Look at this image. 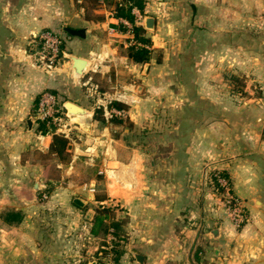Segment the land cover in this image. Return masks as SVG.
I'll list each match as a JSON object with an SVG mask.
<instances>
[{"label":"crops","instance_id":"obj_1","mask_svg":"<svg viewBox=\"0 0 264 264\" xmlns=\"http://www.w3.org/2000/svg\"><path fill=\"white\" fill-rule=\"evenodd\" d=\"M143 1L132 13L153 57L138 64L113 0L93 5V20L84 0H0V264H264V0ZM44 31L63 39L53 68L35 60ZM229 72L248 78L241 93L226 89ZM45 91L93 114L120 102L131 127H84L65 111L57 155V133H40L33 114ZM211 170L228 175L241 228L216 206ZM114 207L107 234H94L97 212Z\"/></svg>","mask_w":264,"mask_h":264},{"label":"built area","instance_id":"obj_2","mask_svg":"<svg viewBox=\"0 0 264 264\" xmlns=\"http://www.w3.org/2000/svg\"><path fill=\"white\" fill-rule=\"evenodd\" d=\"M38 42V48L35 51V60L37 64L42 68H53L58 66L63 55V39L52 32L44 31L38 35ZM84 86L88 97L95 98L96 96L99 100L100 93L97 86L92 83L91 78L85 81ZM124 113L123 110L104 107V116L107 120L114 117H121ZM34 115L37 120L47 121L48 124H53V132L57 134L65 135L73 125L65 117L63 99L58 94L50 91H45L40 94ZM217 181L224 189V195L219 201L221 203V208L225 211L232 224L236 228H241L248 221V214L245 208L242 206L241 201L232 195L229 183L226 179L219 177ZM208 184L211 186L210 189L212 194L219 197L213 190L214 187H212V185H214V181L211 177L208 179ZM104 264H114V262H111L110 259H105Z\"/></svg>","mask_w":264,"mask_h":264},{"label":"trees","instance_id":"obj_3","mask_svg":"<svg viewBox=\"0 0 264 264\" xmlns=\"http://www.w3.org/2000/svg\"><path fill=\"white\" fill-rule=\"evenodd\" d=\"M100 1L104 0H84V8H85V18L87 20H93L94 17L90 16V9L93 8V5L95 6L96 3H99ZM145 3L143 0H113V8H114V15L117 18H123L132 23V27L130 29L125 28L124 26H120V30L123 32L128 31L132 38H131V46L128 48V53L127 56L128 58L133 62V63H138V64H145L150 62V60L153 57V50L151 49V40L149 37H147L146 33L147 31L142 27V26H137L134 21H135V16L132 13V10L134 8L138 9L140 12L144 11ZM98 19V18H97ZM63 48V46H62ZM234 79V78H233ZM228 83H231L229 80ZM99 92H102V88L98 89ZM243 90H237L233 91L235 93L237 92H242ZM52 92V91H50ZM55 93V92H52ZM56 94V93H55ZM39 100V97L36 100L35 103V108L33 110V114H35V109H36V104ZM108 108H115L118 110H125L126 106L120 102H111L107 106ZM94 119L98 122L104 123L106 121V118L104 117V108L103 107H96L94 109ZM111 121L112 124L116 125H123L127 124L128 127H131V123L127 118H117L114 117L109 122ZM38 123V131L40 133H48L50 131L54 130V125L49 123L47 121H37ZM52 144H51V152L56 153L57 155H62L66 152L67 145L69 143L68 139L65 138L64 135L62 134H53L52 136ZM210 177L214 181V191L217 195L223 196L224 195V189L219 185L217 179L224 178L228 181L229 186L231 188V182L228 177V175L224 172L221 171H214L210 173ZM209 187H211L209 185ZM212 190V191H213ZM112 217L110 216V211L107 208H104L103 210L97 212V215L95 216L94 222H95V231L94 234H100V235H106L107 230H108V221L109 218ZM114 228V227H113ZM115 229V228H114ZM116 230V229H115ZM119 242L116 243V248L118 246ZM116 248L113 250V253L118 254ZM113 256V255H112ZM117 258L114 256L112 258L114 264H117Z\"/></svg>","mask_w":264,"mask_h":264},{"label":"water","instance_id":"obj_4","mask_svg":"<svg viewBox=\"0 0 264 264\" xmlns=\"http://www.w3.org/2000/svg\"><path fill=\"white\" fill-rule=\"evenodd\" d=\"M155 25V19L152 17H148L145 19V27L149 30H152ZM65 32L71 37H77L80 39H86V29H73L70 27L65 28ZM78 64H81V60L78 61ZM64 109L66 111V117L70 120L74 121L75 123L81 124L82 126L86 127L90 124V122L94 118V114L86 111L72 102H65ZM28 125L31 126V121H28ZM75 203L79 206H83L84 203L81 200H75ZM136 259L139 263L142 264L143 258L141 256H136ZM90 264H96L92 262Z\"/></svg>","mask_w":264,"mask_h":264},{"label":"rangeland","instance_id":"obj_5","mask_svg":"<svg viewBox=\"0 0 264 264\" xmlns=\"http://www.w3.org/2000/svg\"><path fill=\"white\" fill-rule=\"evenodd\" d=\"M228 80L231 81V83H228L225 87L227 90H230V91H237V90H243L245 86H247V81H248V78H246L245 76L243 75H240V74H233L232 72H229L228 73V76H227ZM234 78V79H233ZM251 89H254V85L252 86V88L250 87L249 90ZM96 108V107H95ZM105 117V116H104ZM117 118H126L125 115L121 116V117H117ZM111 120V119H109ZM111 123V121H110ZM116 125V124H113V126ZM122 125V124H121ZM122 126H126L127 129H129V127L127 126V124H123ZM121 134H126V132L124 131H118V132H115L113 130V137H120ZM80 173L82 176L84 177H89L91 175L94 174V166H90V165H86L83 163V164H80V166L78 167ZM216 170H211V172H214ZM210 172V173H211ZM101 176L104 175V173H101L100 174ZM208 179H210V175L208 177ZM215 200H216V206L217 207H221V203L219 202L221 199H222V196H219V197H216L215 195H212ZM218 196V195H217ZM118 207H114L113 209V212L110 211V216L113 215V218H114V211L115 209H117ZM223 210V209H222ZM224 211V210H223ZM112 213V214H111ZM115 232V229L112 228V231L111 233L113 234Z\"/></svg>","mask_w":264,"mask_h":264}]
</instances>
